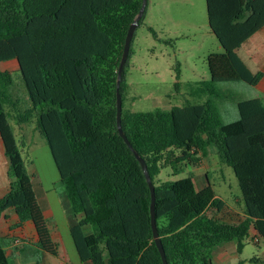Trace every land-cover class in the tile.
<instances>
[{"label": "trees", "instance_id": "trees-1", "mask_svg": "<svg viewBox=\"0 0 264 264\" xmlns=\"http://www.w3.org/2000/svg\"><path fill=\"white\" fill-rule=\"evenodd\" d=\"M206 2L223 52L208 55L210 79L191 87V95L206 97L204 103L149 111L127 107L130 47L120 91L122 128L131 147L118 128L117 79L143 0H0V64L19 62L15 70H0V135L11 178L0 197V218L11 210L18 215L11 227L31 221L35 245L57 254L8 119L10 106L19 128L33 123L51 149L81 264H164L151 224V188L134 149L155 186L157 228L169 264H211L215 249L225 243L234 241L241 253L248 238L264 241V100H238L239 118L229 122L216 102L233 97L218 83L258 85L264 77L237 51L264 28V0ZM17 72L29 101L15 87ZM211 146L237 177L241 196L235 205L216 194L207 173L198 189L193 177H159L166 167L176 173L201 166ZM12 240L0 236V264H11ZM249 263L262 264L257 256Z\"/></svg>", "mask_w": 264, "mask_h": 264}, {"label": "rangeland", "instance_id": "rangeland-1", "mask_svg": "<svg viewBox=\"0 0 264 264\" xmlns=\"http://www.w3.org/2000/svg\"><path fill=\"white\" fill-rule=\"evenodd\" d=\"M131 50L125 68V79L129 84V95L125 104L136 111L204 103L206 97L198 98L191 95V87L203 79H210L208 55L223 52L209 25L206 0H148L145 15L135 30ZM240 53L252 71L263 69L264 32L246 43ZM252 53L260 55L253 57ZM17 67L15 59L5 63V66L0 64V70L6 68L12 70ZM14 80L21 99L29 101L20 73L14 74ZM263 83L260 87L243 81L218 83L217 86L221 90L233 93L231 99L216 101L224 120L229 122L239 118L238 100L256 96L264 98ZM6 109L9 122L22 149V155L27 158L31 167V162L35 160L32 152L36 148L46 146L45 139L35 129L33 123L26 124L20 129L10 106H6ZM24 139L25 145L22 143ZM206 173L209 181L214 185L216 194L235 205L241 196L237 177L232 167L221 160L214 146H211L209 155L204 158L201 166H187L176 173L166 167L161 170L159 177L161 180L193 177L198 189V184L202 185ZM225 247L234 248L233 252L224 257L228 258L226 264H238L240 259L250 264V259L255 256L259 257L262 264L264 263L263 240L257 243L251 237L248 238L241 253L237 252L234 241L228 242L219 246L214 253L219 255ZM34 250L30 248L31 254L20 255L22 260L20 264H26L27 260L30 264L36 261L41 253H36L33 258ZM10 260L11 264H18L15 263L14 256H10ZM213 264L218 263L215 261Z\"/></svg>", "mask_w": 264, "mask_h": 264}, {"label": "crops", "instance_id": "crops-1", "mask_svg": "<svg viewBox=\"0 0 264 264\" xmlns=\"http://www.w3.org/2000/svg\"><path fill=\"white\" fill-rule=\"evenodd\" d=\"M261 32H264V28L261 31L255 33L241 47L238 48V54L245 62L246 60L240 53L241 49L246 45V43H249L251 39L259 35ZM258 55L260 54H251L253 57H257ZM9 61H5L2 65L5 66V63H8ZM259 70L264 71V68ZM262 82H264V77L261 83ZM261 83L258 84L259 87L261 86ZM32 154L36 160V162L35 160L32 161L31 167H29L30 173L32 175L33 186L38 202L46 219L48 220L52 239L55 242L57 248V254H50L49 252L42 250L35 245L38 235L35 226L31 221H27L24 225L19 227H11V224L18 221L17 213L11 210L7 211L0 218V236L14 238V240L8 244L7 253L9 256H14L16 259L15 263L18 264L22 263L20 255L32 253L29 251L30 248L35 249L33 251V258L36 253H41L39 258H37L36 261H32L31 264H81V259L70 231V227L74 223V218L71 216V212L67 207L68 205L60 196L63 185L60 181V173L54 161L51 149L46 143V146L34 149ZM8 171L9 158L5 154L4 142L0 135V197L5 195L11 182ZM16 240H19L20 243L16 244ZM233 251L234 248L225 247L221 250L219 255L213 253L211 264H213L215 261L218 264H226L225 261L228 258L224 257ZM54 257H57L58 259H55ZM26 264H30V262L27 260Z\"/></svg>", "mask_w": 264, "mask_h": 264}, {"label": "water", "instance_id": "water-1", "mask_svg": "<svg viewBox=\"0 0 264 264\" xmlns=\"http://www.w3.org/2000/svg\"><path fill=\"white\" fill-rule=\"evenodd\" d=\"M147 2L148 0H143L141 9L139 11L138 16L135 18L134 22L130 25L127 36H126V41H125V46H124V52L121 58V62L119 65V70H118V79H117V122H118V128H119V132L120 134L124 137V139L127 141V143L129 144V146L132 147L131 142L129 141V139L127 138V136L125 135L123 128H122V111H123V100H122V95H121V91H120V86H121V81H122V76H123V71H124V66L127 62L128 56H129V51H130V47H131V43L133 40V36L135 33V30L139 24L140 19L143 17L146 6H147ZM19 64V62H18ZM134 152L137 156V158L140 160L142 167L145 171L148 183L150 185L151 188V193H152V203H151V224H152V228H153V233H154V238H155V242L161 252L162 258H163V262L164 264H169L167 261V257H166V253H165V249L163 247V243L162 240L160 238L159 232H158V228H157V222H156V195H155V186L154 183L151 179V176L149 174L148 168H147V163L145 161V159L138 153L137 150L134 149Z\"/></svg>", "mask_w": 264, "mask_h": 264}, {"label": "built area", "instance_id": "built-area-1", "mask_svg": "<svg viewBox=\"0 0 264 264\" xmlns=\"http://www.w3.org/2000/svg\"><path fill=\"white\" fill-rule=\"evenodd\" d=\"M18 243H20V241L19 240H16V244H18Z\"/></svg>", "mask_w": 264, "mask_h": 264}]
</instances>
